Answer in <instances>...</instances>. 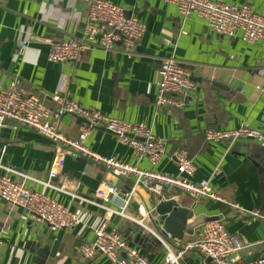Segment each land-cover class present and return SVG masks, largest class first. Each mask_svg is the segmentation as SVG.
<instances>
[{"label":"crops","instance_id":"obj_1","mask_svg":"<svg viewBox=\"0 0 264 264\" xmlns=\"http://www.w3.org/2000/svg\"><path fill=\"white\" fill-rule=\"evenodd\" d=\"M110 1L146 26L133 55L93 49L74 62L50 63L46 41L62 43L81 37L91 0H0V89L16 84L51 108L57 106L52 97L59 91L84 108L129 124H145L165 146V157L156 167L147 161L138 163L134 151L103 128L94 129L85 145L103 157L170 175L177 174L174 153L185 150L196 168L192 181L211 179L214 193L224 202L195 200L179 190H167L158 197L138 185L126 209L130 220L110 217L108 229L118 232L149 264H163L165 258V250L146 228L163 231L164 218L155 209L166 201H176L179 209L187 211L189 223L203 217L217 219L231 234L240 236L250 247L238 264L259 259L264 254V149L253 141L210 143L205 131L246 125L264 133V43L247 44L240 33L233 38L214 35L201 18L184 20L175 5L161 0ZM221 1L250 5L264 16V0ZM22 39H28L27 49H21ZM170 57L190 72L197 88L183 99V107L157 110L159 71L162 60ZM83 125L80 119L65 116L60 128L76 139ZM61 159L64 169L51 184L65 186L75 199L40 184L49 181L54 163ZM6 169L13 171L14 181H24L26 188L68 207L79 223L71 230H57L0 199V264H112L103 256L85 261L79 248L95 240L107 217L101 206L119 210L134 179H118L43 136L10 125L0 130V174H6ZM105 184L116 187L119 195L98 198L97 191ZM232 205L259 212L261 218ZM202 228L186 235L183 242L196 239ZM180 264L211 263L190 252Z\"/></svg>","mask_w":264,"mask_h":264},{"label":"built area","instance_id":"obj_2","mask_svg":"<svg viewBox=\"0 0 264 264\" xmlns=\"http://www.w3.org/2000/svg\"><path fill=\"white\" fill-rule=\"evenodd\" d=\"M161 1L175 5L184 20L192 16L201 18L214 35L233 38L240 33L242 41L247 44L264 43V16L256 13L250 5H229L221 0ZM145 33L146 26L138 18L127 16L125 11L112 1L91 0L82 36L73 37L62 43L46 41L50 45L48 61L74 62L82 52L93 49L105 52L122 51L131 56ZM28 44V39H22L21 49H27ZM157 87L155 101L157 110L183 107V99L189 97L197 88L190 72L176 57L162 60ZM52 100L57 105L56 108L47 106L38 96L26 92L16 84L1 88L0 130L10 125L14 130L33 131L64 151L77 154L96 166L104 167L118 179L135 180L132 191L125 195L124 203L119 210L101 206L107 217L95 232V240L92 243H84L79 248L80 255L85 261L91 262L98 256H103L112 264H149L118 232L108 229L110 217L113 215L130 220L126 215V209L138 185L158 197H163L167 190H179L195 200L224 202L214 193L210 178L198 183L192 181L196 168L185 150L174 153L177 174L170 175L142 170L138 166L103 157L85 145V140L94 129L103 128L114 134L122 145L131 148L138 163L147 161L156 167L165 157V146L147 125L129 124L105 116L94 108H84L80 103L62 97L59 91L53 95ZM65 116H73L84 121L78 138L68 137L61 131V121ZM205 138L210 143L228 142L231 145L238 141H253L264 149V133L246 125L236 130H206ZM63 169L64 160L61 159L54 163L49 173V181L39 183L75 199L77 196L65 186L56 188L51 184L52 180L61 176ZM12 174L13 171L10 169H6V174H0L1 200L12 207L24 210L36 222L50 225L57 230H71L79 223L77 214L68 207L44 193L26 188L24 181H14ZM96 195L107 200L109 197L119 195V192L113 185L105 184ZM232 208L253 218H261L259 212L248 213L237 205H232ZM202 227L197 238L189 242L176 239L164 230L154 232L146 229L153 234L166 252L163 264H180L184 256L190 252H197L211 264H238L243 252L250 247L240 236L231 234L222 221L218 220ZM261 245L264 253V242ZM248 264H264V254Z\"/></svg>","mask_w":264,"mask_h":264},{"label":"water","instance_id":"obj_3","mask_svg":"<svg viewBox=\"0 0 264 264\" xmlns=\"http://www.w3.org/2000/svg\"><path fill=\"white\" fill-rule=\"evenodd\" d=\"M81 121L84 123L83 120ZM155 211L160 217L164 218L162 225L163 230L179 240H183L186 235L193 236L197 229L217 220L203 217L189 223V213L183 209H179V205L176 201L162 202L157 205ZM56 247L57 244L51 252L52 257L56 253Z\"/></svg>","mask_w":264,"mask_h":264}]
</instances>
